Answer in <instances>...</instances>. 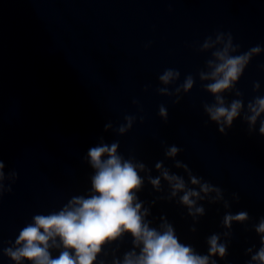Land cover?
<instances>
[{
  "label": "water",
  "instance_id": "1",
  "mask_svg": "<svg viewBox=\"0 0 264 264\" xmlns=\"http://www.w3.org/2000/svg\"><path fill=\"white\" fill-rule=\"evenodd\" d=\"M216 32L231 33L239 52L264 47V0H0V159L6 176L17 173L14 182H3L11 191L0 195V248L8 247L33 215L58 210L87 192L93 173L87 150L103 138L107 144L119 141L118 151L143 162L153 177L159 175L155 163L163 161L187 181L183 169L174 167L179 160L222 189L230 208L223 201L209 203L216 196L211 192L198 201L205 214L194 222L178 203L181 193L156 199L168 195L167 182L161 179L158 193L140 173L145 180L137 195L150 208L152 226L165 216L180 242L198 253H207L209 235L229 231L221 226L226 211H247L251 221L232 225L228 255L215 257L217 264H245L250 259L245 249L260 246L251 224L264 216V136L259 121L250 134L240 118L221 134L203 111L204 103L214 101L198 77L210 52L198 48ZM260 65L264 51L251 59L235 86L245 103L264 95ZM165 69L180 72L174 84L159 83ZM189 74L195 83L178 103L175 95L157 92L172 91ZM256 81L260 89L253 92ZM225 95L229 102L236 98ZM161 105L167 120L158 115ZM125 115L136 120L118 135L114 129ZM108 123L112 127L105 130ZM172 145L181 151L165 158ZM130 241L125 234L118 255ZM0 264L13 262L0 253Z\"/></svg>",
  "mask_w": 264,
  "mask_h": 264
},
{
  "label": "clouds",
  "instance_id": "2",
  "mask_svg": "<svg viewBox=\"0 0 264 264\" xmlns=\"http://www.w3.org/2000/svg\"><path fill=\"white\" fill-rule=\"evenodd\" d=\"M239 48V44L233 43L231 33L224 32H216L214 38L206 37L199 45L198 51L210 52V58L205 61V70L198 72V77L202 88L212 95L214 101L204 103L203 111L209 121L217 125L221 134H226V129L240 118L247 124L250 134L259 121L258 133L264 136V95H256L245 103L243 93L235 87L251 59L264 51V47L257 44L245 52H239ZM259 67L264 69V65ZM179 77L178 70L165 69L158 80L167 86L174 84ZM194 83L193 76L189 74L172 91L168 87H159L157 92L175 95L173 103H178L181 94L188 93ZM259 89L260 83L253 82V92ZM226 93L236 98L229 102ZM158 115L167 120V110L163 105L159 107ZM140 119L142 121L143 117ZM135 120V116L125 115L124 123L114 131L118 135L125 134ZM111 127V123L104 126L105 130ZM118 149L119 141L107 144L103 143V138L99 145L89 147L86 159L93 173L89 177L90 188L87 192L72 196L58 210L33 215L31 221L19 230L15 240L8 241V247L0 248V253L13 264H217L215 257L223 259L228 255L232 225L251 221L247 211L235 214L226 211L221 226L229 231L209 235L206 238L207 253L200 254L192 245L180 242L173 224L165 216L159 217L161 223L158 226H152L153 221L147 219L150 208L143 207L145 202L137 195L145 180L140 173L146 174L148 182L158 193L163 191L161 179L167 182L168 195L156 199L172 200L181 193L178 203L186 208L194 222L205 214L203 205L198 201L205 200L211 192H215L216 196L210 197L209 203L223 201L224 208H230L222 189L194 175L179 160H174V167L183 169L187 181L184 175L171 172L163 161L155 163L154 168L159 175L153 177L150 175L152 169L131 154L125 158ZM180 151V148L172 145L166 148L164 156L174 159ZM4 168L5 163L0 159V195L11 191L10 184L5 187L4 180L11 183L17 176L15 171H10L6 176ZM189 184L199 187H189ZM233 196L239 199L235 193ZM155 202L153 200L150 204ZM251 228L259 237L260 246L255 251V245L245 249V254L250 256L245 264H264V216L251 224ZM190 231L195 232V227ZM125 234L131 237V247L118 255L119 242Z\"/></svg>",
  "mask_w": 264,
  "mask_h": 264
}]
</instances>
